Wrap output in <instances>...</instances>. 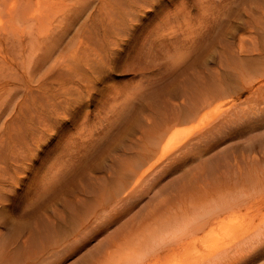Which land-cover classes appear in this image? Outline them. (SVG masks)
I'll return each instance as SVG.
<instances>
[{
    "label": "bare ground",
    "instance_id": "bare-ground-1",
    "mask_svg": "<svg viewBox=\"0 0 264 264\" xmlns=\"http://www.w3.org/2000/svg\"><path fill=\"white\" fill-rule=\"evenodd\" d=\"M49 1L51 7L53 4L62 9L66 8L60 15L61 23H66L69 19L71 21L81 13L87 14L85 17H88L93 10L97 13L104 11L107 17L106 23L111 25L112 35L126 37L125 42L118 39L106 41L98 52L93 50L89 43L85 44L83 40L79 48L83 49V60L69 63V65L63 63L56 74L60 80H71L73 76H76L81 64L85 72L90 70L98 72L101 66L112 67L109 57L118 58L122 50L121 46L130 45L138 36L154 37L151 41L146 40V37L144 40L159 43V45L167 40H174L172 37L175 32L169 31L174 29L173 26L156 33L153 30L150 36L149 21L163 14L174 18L180 14L169 11L168 0H74L73 4H66L68 0ZM12 2L7 9V14L10 16H5L8 18L6 24L10 28L7 33L12 32V24L17 19L34 22L43 20V0H37V4H34L36 8L31 5L32 11L27 12V15L23 14L25 8H22V5L20 6L16 0ZM195 2V5L190 4L187 7L182 5L179 9L189 13V10L196 8L203 19L198 23L195 38H192L194 41L178 54L171 64L173 70L179 72L185 71L196 50L200 47L201 50H205L209 47L207 44L216 41L217 36L206 37L210 30L213 29L217 33L221 27L228 25L234 35L253 28L250 19L237 25L231 23V10L237 0H195ZM141 14H145L146 18ZM2 16L4 15L0 12V18ZM3 20L0 19V25ZM187 21H191V18ZM146 22L149 24L145 26ZM171 22L172 20L170 24ZM156 27L159 29L160 26ZM62 28L61 25L46 28L41 31L43 36L39 33L42 39L39 46L40 52L35 51V44L32 42H24L28 38L21 39L23 33L13 30L14 35L20 37L18 43L22 45V48L20 47L22 54L21 58L18 56L20 59L18 67L13 66L7 55L2 56L4 61L2 60L0 64V98H6L4 108L14 110L20 94L26 102L33 97L32 93L42 92L46 75L44 70L51 60L54 45L61 39ZM96 28L102 32V28ZM206 28L208 30L205 32L201 31ZM88 29L96 32L92 26ZM262 32V47L260 42L251 38L247 39L239 52L231 54L229 59L243 61L245 58L252 57L255 52L258 55L257 58L264 57V22ZM86 37L84 35V38ZM30 39H35L34 33ZM56 45L59 46V43ZM224 47L226 51L229 46L224 44ZM28 49H30L29 54ZM92 50L94 53L91 52ZM199 55L197 54L196 57ZM149 58L150 55H148ZM221 59H223L222 56ZM258 75L263 82L264 63L259 68ZM214 76L215 78L212 77L214 80L208 87H205L202 80L198 78L194 87L190 86L189 90L184 91L182 103H170L177 107L178 111L172 112L169 118H161L156 127L151 129L152 126H148L146 141H143L140 146L138 142L131 141V144H136L127 150L137 148V152H129V157L118 155L116 158L113 157L111 162L104 160L100 163L96 168L98 172L109 168L114 169L116 166L110 176L93 177L92 174H88L89 178L86 179L83 169L72 170L71 172L82 178L83 185L82 190L75 194L74 201H68L66 204L71 219L67 220L63 217L62 224L50 219H46L48 222L46 220L38 222L36 230L29 229L32 234L28 236L29 240L23 239V243L18 240V235L19 238L22 236L26 225H18L4 237L1 234L0 264H21L28 255L33 257L36 253L45 251L47 255L42 260L34 261L33 264H47L44 262L48 258L56 256L58 258L105 233L108 235L102 240L103 245L114 250L106 254L102 252L101 260H97L96 263L227 264L226 261L231 257L240 255L239 258H244L242 256L244 253L251 252L255 242L264 238V164L259 166V155L264 153V131H261L263 133L260 135L255 133L260 127L264 129L260 123L264 121V115L254 113L247 117L232 118L233 114L225 110L227 114L222 119L213 122V125L205 130H201L202 126H199L198 129L201 131H197L196 134L190 131L186 139L184 138L185 141H181L183 143L180 146L173 148L175 143L172 139L178 133H172L174 126L170 124L179 119L185 121L207 119L210 112L204 113L205 108L226 93L219 87L218 70L214 72ZM51 78L54 77L51 76ZM82 80L87 83L85 88H95L96 82L91 76L85 74ZM242 89H247L246 91L252 95H260L263 93L259 92L264 90V84L255 88L250 82ZM244 90L242 93L245 92ZM83 94L82 85L72 87L71 95ZM136 94L137 92L133 95ZM161 105L162 102H160ZM222 108L221 104L214 107L218 110ZM235 126L245 128L246 135L252 132L256 135L246 139L248 154L244 156L246 166L244 165L242 171H240L241 167L238 168L240 162L237 158L229 155H225L224 158L219 156L221 147L228 143L227 136L230 134L228 132L236 129ZM80 127L82 128L78 135L81 136V140L74 142L71 146V150L74 151L72 158L74 160L81 159L80 154L87 152L95 142V137L100 133L108 132L110 126H94L93 128L96 129L94 132H90L89 126ZM56 129L55 126L52 130ZM73 140L77 138L73 137ZM256 151L259 155H255ZM263 158L264 155L261 156V159ZM70 162H73V166L76 167L74 161ZM252 165H255L257 169L252 171ZM67 167L71 168L72 165ZM66 168L62 167L61 173H65ZM236 168L238 169L234 172ZM4 171L0 169V173ZM238 175L241 177L238 178ZM72 179L68 180L70 185L76 182ZM110 206H112L111 209H109ZM140 212H142L141 215ZM117 224H120L119 227L114 228ZM31 246L34 251L38 247L41 248L31 253L29 252ZM64 259L65 257L60 261H50L48 264H63Z\"/></svg>",
    "mask_w": 264,
    "mask_h": 264
},
{
    "label": "rangeland",
    "instance_id": "rangeland-1",
    "mask_svg": "<svg viewBox=\"0 0 264 264\" xmlns=\"http://www.w3.org/2000/svg\"><path fill=\"white\" fill-rule=\"evenodd\" d=\"M12 1L0 0V12L4 15L0 18L4 19L0 25V64L3 60L2 56L5 54L14 67L19 66L18 56L21 58L20 47L22 48V45H19L20 37H16L13 30L23 33L21 39L28 38L24 42H32L35 44V51H39L42 40L39 34L41 31L59 25L63 28L61 39L57 41L59 46L56 45L57 43L54 45L51 60L44 70L46 75L42 92L32 93L33 97H30L26 102L20 94L17 97L14 110L4 108L3 104H5L6 98H0V169L4 171L6 168L4 173H0V235L2 234L3 237L18 225H26L27 230L23 228L22 236L19 238L18 235V240L22 242L23 239L29 240L28 236L32 234L29 229L36 230L38 222L50 219L62 224L63 217L67 220L71 219L66 204L68 201H74L75 194L82 190L83 185L82 178L71 171L83 169L86 179L89 178L88 174H92L93 177L110 176L116 166L114 169L109 168L106 171L98 172L96 171L98 165L104 160L111 162L113 157L116 158L118 155L129 157V152H137V148L130 151L127 148L135 146L137 142L140 146L143 141H146L148 126H152V129L158 125L161 118H169L172 112H177V107L175 108L170 103H182L184 91L189 90L190 86L194 87L198 78L202 80L205 87H208L215 78L214 72L218 70L220 74L219 87L226 93L205 108L204 113L210 112L207 119L193 121L179 119L170 124L174 126L172 133H178L172 139L175 143L173 148L180 146L183 143L181 141H185V137L190 131L196 134L197 131L205 130L212 126L213 122L222 119L227 114L225 110L233 114L232 118L247 117L254 113L264 115V90L259 92H263L260 95H252L246 91L247 89H242L250 82L255 88L264 84L258 75L259 68L264 63V57L257 58L258 55L255 52L252 57L245 58L243 61L229 59L231 54L239 52L240 47L242 44H246L245 40L247 39L251 38V40L260 42V47H262L264 0H237L231 10V23L237 25L250 19L253 28L234 35L228 25L224 27L225 30L221 27L217 33L213 29L210 30L206 37L217 36L216 41L207 44L209 47L205 50H201V47L196 50L194 57L191 61L189 60L187 68L183 72L173 70L171 64L174 58L194 41L192 38H195L198 23L203 19L196 8L189 10V13L179 10L182 5L185 7L190 4L195 5V0H168L170 2L169 11L180 14L177 18L168 17L166 14L156 16L149 21L151 30L149 35L152 36L153 30L156 33L173 26L174 29L169 31L175 32L172 37L174 40H167L164 44L159 45V43L148 42L152 37L138 36L130 45L121 46L122 50L118 58H115L116 56L109 57L112 67L101 66V70L98 72L92 70L85 72L83 64H81V68L71 80H60L56 74L63 63L69 65V63L83 60V49H79L83 40L85 44L89 43L92 49L98 52L106 41L118 39L125 42L126 37L112 35L111 25L106 23L107 17L104 11L97 13L96 10H93L88 17H85L87 14L81 13L71 21L69 19L67 24L61 23L60 15L66 8H59L56 4V6L52 4L53 7H51L49 0H43L44 14L41 22L17 19L12 24V32L7 33L10 30L9 25L6 24L7 17L10 16L7 14V9L10 3H13ZM16 1L20 6L22 5V8H25L24 15L32 11L31 5L37 4V0ZM74 2V0H68L66 4ZM34 8H36L35 5ZM246 9L248 10L246 11ZM141 15L146 18L145 14ZM189 18L191 21H187ZM170 20H172L171 24ZM149 22H146L145 26ZM90 26L95 30L98 29L96 27L102 28V32L89 30ZM156 26H160L159 29ZM206 30L208 29L201 31L205 32ZM33 33L34 40L30 39ZM43 35L41 33V36ZM84 35L87 37L84 38ZM145 37L148 41L144 40ZM224 44L229 46L226 51ZM93 50L92 53H94ZM27 53H30V49L27 50ZM88 53H90L89 50ZM197 54L200 55L196 57ZM148 55H150L149 59ZM250 58L253 60L251 61ZM85 74L95 80V88H85L87 83L82 80ZM51 76L54 78L52 79ZM78 84L84 87V94L71 95L72 87H76ZM243 90L244 93H242ZM136 92L137 94L133 95ZM164 98L166 99L164 100ZM79 102L80 104H76ZM160 102H162L161 106ZM218 104L223 105V108L214 109ZM159 112L162 115H159ZM260 123L264 127V121ZM55 126L57 129L54 131L52 129ZM60 126L67 127L61 128ZM80 126H89L90 132L96 130L93 128L94 126L110 127L108 132L100 133L95 137L96 140L92 147L84 154H80L81 159L74 160L72 159L74 151L71 150V146L74 142L81 140V136L78 135L82 128ZM199 126H202L201 130L198 129ZM235 128L228 132V134L230 133L227 136L228 143L221 147L219 156L224 158L229 155L237 158L240 162L238 168L241 167L240 171H242L244 165L246 166L244 156L248 154L246 139L256 135L252 132L248 136L245 134V128L239 126H235ZM236 131L240 133L237 134ZM261 131H264L262 127L255 133L260 135L263 133ZM73 137L77 140L74 141ZM131 141H136V143L131 144ZM255 155H259V153L256 151ZM261 156L259 155V166L264 164V158L261 159ZM70 161H74L76 167ZM69 165L72 167L68 168ZM62 167H67L65 173H61ZM252 168V171L257 169L255 165H252ZM237 177L240 178L241 175ZM71 178L76 180L73 185H70L68 181ZM141 214L142 212H140ZM46 222L48 221L46 220ZM120 224L114 228L119 227ZM107 235V233L100 234L78 249L71 250L58 258H56L57 256L48 258L44 263L60 261L65 257L63 264H101V262L96 263L97 260H101V253L105 252L106 254L114 250L103 245L102 240ZM40 248L38 247L34 251L31 246L29 252L35 253ZM252 248L251 252L248 251L242 255L244 258H239L240 255L231 257L226 261L227 264L264 263V238L255 242ZM46 255L47 251L36 253L33 257L28 255L21 264H33L34 261L42 260Z\"/></svg>",
    "mask_w": 264,
    "mask_h": 264
}]
</instances>
